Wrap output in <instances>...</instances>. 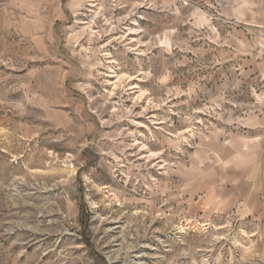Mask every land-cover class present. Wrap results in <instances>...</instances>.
<instances>
[{
    "label": "rangeland",
    "instance_id": "1",
    "mask_svg": "<svg viewBox=\"0 0 264 264\" xmlns=\"http://www.w3.org/2000/svg\"><path fill=\"white\" fill-rule=\"evenodd\" d=\"M0 264H264V0H0Z\"/></svg>",
    "mask_w": 264,
    "mask_h": 264
},
{
    "label": "built area",
    "instance_id": "2",
    "mask_svg": "<svg viewBox=\"0 0 264 264\" xmlns=\"http://www.w3.org/2000/svg\"><path fill=\"white\" fill-rule=\"evenodd\" d=\"M63 218L65 219V220H69V217L68 216H66V215H63Z\"/></svg>",
    "mask_w": 264,
    "mask_h": 264
},
{
    "label": "bare ground",
    "instance_id": "3",
    "mask_svg": "<svg viewBox=\"0 0 264 264\" xmlns=\"http://www.w3.org/2000/svg\"><path fill=\"white\" fill-rule=\"evenodd\" d=\"M112 68V67H111ZM114 78H116V75L115 76H113ZM117 80H118V78H117Z\"/></svg>",
    "mask_w": 264,
    "mask_h": 264
}]
</instances>
